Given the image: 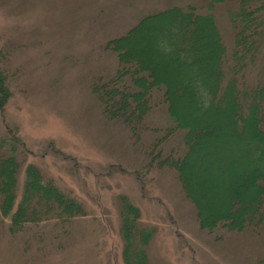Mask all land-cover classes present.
I'll return each instance as SVG.
<instances>
[{
	"label": "rangeland",
	"instance_id": "obj_1",
	"mask_svg": "<svg viewBox=\"0 0 264 264\" xmlns=\"http://www.w3.org/2000/svg\"><path fill=\"white\" fill-rule=\"evenodd\" d=\"M208 1L0 0V142L10 137V129L17 130L25 148L19 160L39 167L45 179L82 202L87 212L72 223L65 243L58 233L56 241H47L43 228L38 239L42 253L32 234L10 237L8 220L0 216V264H123L115 208L120 196L140 209L142 226L156 228L148 264H264L262 238L249 232L208 235L199 230L171 172L157 174L156 183L146 181L142 189L134 175L141 170L142 157L132 152L126 131L105 120L92 94L94 82L101 86L117 77V54L122 53L129 61L128 78H133L130 70L136 68L137 75L153 80L150 71L156 68L174 89L178 113L193 117L189 97L179 92L176 65H168L174 72L169 73L147 46L154 38L149 30L153 26L143 22L121 39L120 49L114 41L149 15L173 6L200 8ZM235 4L236 0H224L214 10L228 40V12ZM111 42L117 54L109 49ZM129 85L127 91L133 89ZM194 114L208 124L198 134L210 132L209 138L215 132L227 138L229 122H217L213 116L201 120L199 113ZM245 139L249 141V136ZM205 161L202 170L193 169L190 177L195 196L202 202L215 200L214 206L223 208L221 174L216 167L211 185ZM19 178L21 182L22 173ZM235 192L248 194L246 188Z\"/></svg>",
	"mask_w": 264,
	"mask_h": 264
},
{
	"label": "trees",
	"instance_id": "obj_2",
	"mask_svg": "<svg viewBox=\"0 0 264 264\" xmlns=\"http://www.w3.org/2000/svg\"><path fill=\"white\" fill-rule=\"evenodd\" d=\"M223 2L209 0L200 8H167L143 18L114 41L120 49L121 39L143 22L153 26L149 29L153 33L148 34L154 38L147 46L169 73L174 72L168 65H176L179 92L189 97L193 117L178 113L174 89L156 68L150 71L153 80L137 75L136 68L130 70L133 78H128L129 61L116 53L113 42L109 49L117 54V77L101 86L96 81L91 89L105 120L125 130L132 152L142 157L141 170L134 173L142 189L146 181L156 183L157 174L171 172L199 230L208 235L249 232L264 240V0H236L235 8L228 12L230 40L222 34L214 15L216 6ZM205 38L210 39L207 46ZM129 82L133 89L127 91ZM194 112L203 117L201 120L213 116L217 122H229L232 127L227 138L215 132L209 138L210 132L198 134L200 127L206 129L208 124H202ZM16 131L10 129V137L0 142V216L8 220L10 237L32 234L38 243L41 230L47 228V241H56L58 233L65 243L72 223L86 217V208L51 179H45L39 167L19 160L25 148ZM231 153L235 155L230 157ZM204 161L211 185L216 181V167L221 174L224 188L219 196L226 198L223 208L214 206L215 200L202 202L195 196L190 177L193 169L202 170ZM200 180L205 183L204 174ZM193 184L200 187L197 181ZM237 188H246L248 194H237ZM118 202L115 208L123 264H148L156 228L141 225L140 209L127 197L120 196ZM40 245L37 249L42 253ZM47 246L52 249L48 242Z\"/></svg>",
	"mask_w": 264,
	"mask_h": 264
}]
</instances>
